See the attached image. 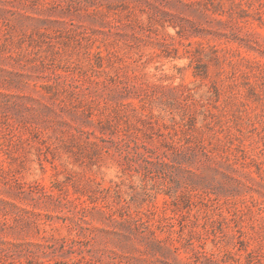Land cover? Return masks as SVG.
<instances>
[{
  "label": "rangeland",
  "instance_id": "374dc122",
  "mask_svg": "<svg viewBox=\"0 0 264 264\" xmlns=\"http://www.w3.org/2000/svg\"><path fill=\"white\" fill-rule=\"evenodd\" d=\"M0 264H264V0H0Z\"/></svg>",
  "mask_w": 264,
  "mask_h": 264
}]
</instances>
